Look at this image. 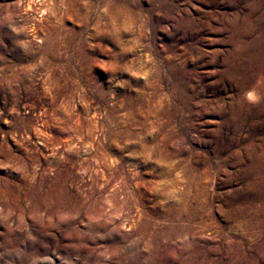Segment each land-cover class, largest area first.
I'll use <instances>...</instances> for the list:
<instances>
[{
  "label": "rangeland",
  "instance_id": "obj_1",
  "mask_svg": "<svg viewBox=\"0 0 264 264\" xmlns=\"http://www.w3.org/2000/svg\"><path fill=\"white\" fill-rule=\"evenodd\" d=\"M0 264H264V0H0Z\"/></svg>",
  "mask_w": 264,
  "mask_h": 264
},
{
  "label": "bare ground",
  "instance_id": "obj_2",
  "mask_svg": "<svg viewBox=\"0 0 264 264\" xmlns=\"http://www.w3.org/2000/svg\"><path fill=\"white\" fill-rule=\"evenodd\" d=\"M260 94H261V88L259 86H257V85L254 86L253 87V91L251 92V97H258Z\"/></svg>",
  "mask_w": 264,
  "mask_h": 264
}]
</instances>
